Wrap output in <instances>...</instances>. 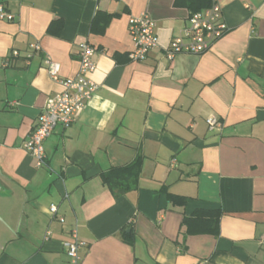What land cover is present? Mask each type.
<instances>
[{
  "label": "crops",
  "instance_id": "1",
  "mask_svg": "<svg viewBox=\"0 0 264 264\" xmlns=\"http://www.w3.org/2000/svg\"><path fill=\"white\" fill-rule=\"evenodd\" d=\"M185 1L0 0L14 15L0 19V264H73L72 229L78 264H264V0H217L223 35L168 59ZM97 11L112 14L101 34L90 30ZM142 11L156 46L133 61L128 24ZM81 41L95 48L98 88L43 141L37 167L23 142L62 89L45 59L72 77ZM33 42L41 50L26 58ZM209 116L221 125L209 130ZM137 156L136 188L114 196L100 173ZM196 209L219 210L216 234L185 233L182 217Z\"/></svg>",
  "mask_w": 264,
  "mask_h": 264
},
{
  "label": "built area",
  "instance_id": "2",
  "mask_svg": "<svg viewBox=\"0 0 264 264\" xmlns=\"http://www.w3.org/2000/svg\"><path fill=\"white\" fill-rule=\"evenodd\" d=\"M13 18L14 15L0 2V19L12 20ZM226 30L227 25L222 18L221 5L217 0H212L210 6L189 13L187 25L171 39L169 47L166 49V57L171 59L175 54L182 52L202 53L208 50ZM128 31L133 42V48L128 53V58L133 61L144 60L148 51L156 46L154 22L146 12L142 11L129 19ZM28 46L30 50L25 53L26 58H29L32 52L41 50V46L37 42L29 43ZM94 53L95 48L89 42H79L78 69L72 77H61L60 64L50 57H46L47 74L52 80L59 82L62 89L46 97L32 131L23 142L24 149L32 155L37 167L44 164L43 141L57 125H61L63 128L69 127L97 90L98 84L90 78V73L95 68ZM11 55H19V51L12 49ZM6 63V60H2L1 66H5ZM205 121L209 130L221 125L220 120L214 116L206 117ZM56 210L55 204L49 206L51 213L54 214ZM59 220L62 222L63 218L59 217ZM82 245L83 242L78 239L77 230L72 229L70 239L65 241L66 254L71 263H79Z\"/></svg>",
  "mask_w": 264,
  "mask_h": 264
},
{
  "label": "trees",
  "instance_id": "3",
  "mask_svg": "<svg viewBox=\"0 0 264 264\" xmlns=\"http://www.w3.org/2000/svg\"><path fill=\"white\" fill-rule=\"evenodd\" d=\"M190 12L208 7L211 0H186ZM112 14L97 11L90 23V30L94 33H103ZM61 21H54V23ZM48 30H51V25ZM140 170V157L123 165H114L100 173L102 182L108 186L114 196L124 194L136 188V181ZM168 201L172 204L183 205L186 197L172 194L165 190ZM219 210L196 209L190 215H183L181 224L185 226V233L212 232L216 234ZM126 236V235H125Z\"/></svg>",
  "mask_w": 264,
  "mask_h": 264
}]
</instances>
